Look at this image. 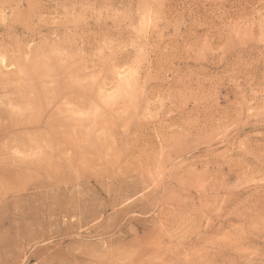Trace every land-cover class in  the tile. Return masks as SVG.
<instances>
[{"label": "rangeland", "instance_id": "1", "mask_svg": "<svg viewBox=\"0 0 264 264\" xmlns=\"http://www.w3.org/2000/svg\"><path fill=\"white\" fill-rule=\"evenodd\" d=\"M0 126V264H264V0H0Z\"/></svg>", "mask_w": 264, "mask_h": 264}, {"label": "bare ground", "instance_id": "2", "mask_svg": "<svg viewBox=\"0 0 264 264\" xmlns=\"http://www.w3.org/2000/svg\"><path fill=\"white\" fill-rule=\"evenodd\" d=\"M28 68V67H27ZM71 86V85H70ZM73 88V87H72ZM75 89V88H74ZM69 97V96H68ZM39 111L36 113L35 116H33L32 114L28 117H24V118H20V119H17L15 121V126H19V127H22V128H30V127H42L44 125V118H43V112L41 110V108L39 107L38 108ZM47 118V117H46ZM47 125V123H46ZM5 126H0V132L2 131H5L6 129L4 128ZM14 130V129H13ZM53 133V132H52ZM54 134V133H53ZM2 135V134H0ZM3 136V135H2ZM56 138V137H55ZM39 140H42V139H39ZM46 141V140H45ZM41 142V141H40ZM50 142V141H49ZM45 143V142H44ZM23 146V145H22ZM24 149L30 147H27V146H23ZM54 147V145H53ZM57 147V146H56ZM15 148V147H14ZM57 150V149H56ZM52 167V166H51ZM53 171V170H52Z\"/></svg>", "mask_w": 264, "mask_h": 264}]
</instances>
